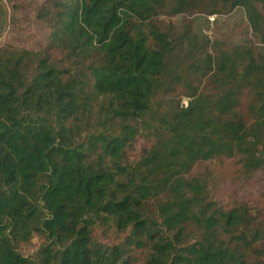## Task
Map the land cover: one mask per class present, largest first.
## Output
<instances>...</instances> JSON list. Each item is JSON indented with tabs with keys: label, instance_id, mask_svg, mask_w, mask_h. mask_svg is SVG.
<instances>
[{
	"label": "trees",
	"instance_id": "obj_1",
	"mask_svg": "<svg viewBox=\"0 0 264 264\" xmlns=\"http://www.w3.org/2000/svg\"><path fill=\"white\" fill-rule=\"evenodd\" d=\"M220 2L262 46L157 24L199 0H51L46 48L0 47V264H264L250 207L200 170L264 183V0Z\"/></svg>",
	"mask_w": 264,
	"mask_h": 264
},
{
	"label": "rangeland",
	"instance_id": "obj_2",
	"mask_svg": "<svg viewBox=\"0 0 264 264\" xmlns=\"http://www.w3.org/2000/svg\"><path fill=\"white\" fill-rule=\"evenodd\" d=\"M203 4L180 14H162L157 24L168 25L176 32H180L184 23H190L198 34L207 35L212 41L223 44L224 47L255 44L262 46L254 35L247 15L242 8L231 13L222 12L221 2L217 0V14H209L213 9L211 0H199ZM51 6V0H0V47L39 51L46 48L53 33L50 17H39L40 9L45 15L44 8ZM184 101H187L184 99ZM147 142L139 140L137 145L129 151V156L136 158ZM233 160L227 162L215 161L208 166L201 167L210 182L211 196L220 205L232 207L238 205L249 206L250 214L264 228V183L257 179H247ZM98 237L107 243H117L121 237L111 232L106 238L98 232ZM46 243L44 236L36 235L29 242H22L18 250L25 256L34 255ZM137 254V253H136ZM141 254H137L138 258Z\"/></svg>",
	"mask_w": 264,
	"mask_h": 264
}]
</instances>
